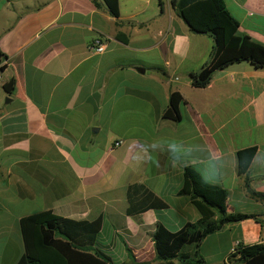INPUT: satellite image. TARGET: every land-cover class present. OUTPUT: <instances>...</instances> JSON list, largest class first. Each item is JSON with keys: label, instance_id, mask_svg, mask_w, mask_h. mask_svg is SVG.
Wrapping results in <instances>:
<instances>
[{"label": "crops", "instance_id": "crops-1", "mask_svg": "<svg viewBox=\"0 0 264 264\" xmlns=\"http://www.w3.org/2000/svg\"><path fill=\"white\" fill-rule=\"evenodd\" d=\"M223 2L238 35L264 47V0ZM118 7L114 18L102 0H0V264L18 263L20 220L42 212L100 218L89 253L110 264H161L157 226L177 232L200 219L179 194L185 169L227 173L209 185L226 191L227 214L250 216L201 241L206 264L264 246V67L235 63L195 87L191 75L214 46L207 18L192 5L178 14L171 0ZM97 39L101 53L89 49ZM172 92L182 97L179 120L163 118ZM174 140L190 163L173 165ZM249 148L255 154L238 173L237 152ZM131 185L167 208L128 215Z\"/></svg>", "mask_w": 264, "mask_h": 264}, {"label": "trees", "instance_id": "trees-1", "mask_svg": "<svg viewBox=\"0 0 264 264\" xmlns=\"http://www.w3.org/2000/svg\"><path fill=\"white\" fill-rule=\"evenodd\" d=\"M102 2L112 17H119L118 0H102ZM171 3L178 14L183 8L192 5L211 25L208 34L213 38L214 46L209 60L197 73L191 75L193 86H206L215 72L235 63L247 61L256 68L264 67V47L248 37L238 35V23L226 10L223 0H171ZM2 57L0 52V63ZM5 90L11 93L13 83L5 85ZM181 102V95L172 92L168 107L163 112V118L179 120ZM254 154L255 148L237 152L238 173L247 170ZM183 180L179 194L189 197L199 211L200 219L196 223L185 225L177 232H169L164 227L157 226L153 234L156 257L162 261L161 264H172L173 260L181 264H206L198 252L201 241L207 235L221 230L225 225L250 216L227 214L226 191L202 182L194 171L185 169ZM126 196L128 215L150 209L167 208L166 203L144 185L129 186ZM216 213L219 218L213 220ZM100 229V218L92 222L76 221L59 218L51 212L25 217L20 220L24 255L17 264H110L109 259L104 255L98 252L89 253ZM227 262L264 264V246L257 244L237 247L233 255L228 257Z\"/></svg>", "mask_w": 264, "mask_h": 264}, {"label": "clouds", "instance_id": "clouds-1", "mask_svg": "<svg viewBox=\"0 0 264 264\" xmlns=\"http://www.w3.org/2000/svg\"><path fill=\"white\" fill-rule=\"evenodd\" d=\"M168 152L170 154L171 161L173 165H185V163H190L188 157L190 156L189 152L183 150L177 141H172L168 144ZM137 163V160L134 161ZM199 174L202 182L206 184H216L219 183L227 173L219 171L216 169L204 170L199 169Z\"/></svg>", "mask_w": 264, "mask_h": 264}, {"label": "built area", "instance_id": "built-area-1", "mask_svg": "<svg viewBox=\"0 0 264 264\" xmlns=\"http://www.w3.org/2000/svg\"><path fill=\"white\" fill-rule=\"evenodd\" d=\"M89 49L95 53H101L105 49V45L100 40H94L90 45ZM3 63H0V85L4 82L3 79ZM234 252V251H233Z\"/></svg>", "mask_w": 264, "mask_h": 264}]
</instances>
